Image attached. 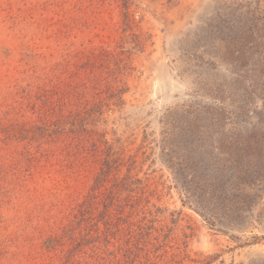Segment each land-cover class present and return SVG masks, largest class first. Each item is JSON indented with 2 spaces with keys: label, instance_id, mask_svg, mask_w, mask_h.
Masks as SVG:
<instances>
[{
  "label": "rangeland",
  "instance_id": "1",
  "mask_svg": "<svg viewBox=\"0 0 264 264\" xmlns=\"http://www.w3.org/2000/svg\"><path fill=\"white\" fill-rule=\"evenodd\" d=\"M12 2L0 0V97L36 83L15 67L37 52L60 97L109 82L90 124L130 173L123 196L154 211L161 264H264V0ZM1 198L6 237L16 211Z\"/></svg>",
  "mask_w": 264,
  "mask_h": 264
},
{
  "label": "trees",
  "instance_id": "2",
  "mask_svg": "<svg viewBox=\"0 0 264 264\" xmlns=\"http://www.w3.org/2000/svg\"><path fill=\"white\" fill-rule=\"evenodd\" d=\"M7 17H15L13 4ZM42 57L25 54L15 67L36 83L22 87L17 78L0 97L1 206L16 211L15 230L0 235V263L23 264L26 255L28 264H161L148 240L154 211L123 196L130 173L121 176L111 144L90 124L98 95L114 87L95 83L91 92L84 83L60 97L38 73Z\"/></svg>",
  "mask_w": 264,
  "mask_h": 264
}]
</instances>
